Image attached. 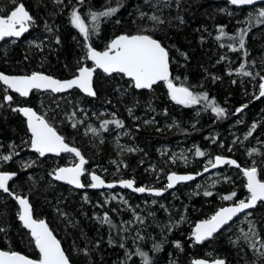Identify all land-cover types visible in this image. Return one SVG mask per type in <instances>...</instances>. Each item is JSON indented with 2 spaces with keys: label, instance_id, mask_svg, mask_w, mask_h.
<instances>
[{
  "label": "trees",
  "instance_id": "1",
  "mask_svg": "<svg viewBox=\"0 0 264 264\" xmlns=\"http://www.w3.org/2000/svg\"><path fill=\"white\" fill-rule=\"evenodd\" d=\"M19 1L33 11V0ZM68 1H70L68 6L63 10L61 9L59 13V9L53 8V6L46 8L43 4L36 14L32 12L38 17V19L36 17L37 26L33 30L41 29V34L49 37L52 50L27 49L26 46L22 45L23 40L4 41L0 45V71L10 74H29L34 70H39L50 73L56 78L65 79L77 73L80 66L78 63L83 54L88 51L89 44L92 48H104L116 35L138 33L141 24H148V14L141 15L142 12L138 9V4L144 0ZM214 2L215 0H180L178 7L173 4L170 14L166 16L168 19L166 23L155 31L141 29L142 32L140 33L152 35L168 49L172 66V82L188 88L194 94L207 93L209 100H214L217 106L225 109V119L220 116V119L214 121L209 116V113L212 112L207 101L199 103L200 114L193 113L189 105L180 104V107L176 106V101L167 98L171 96L167 84L161 82L150 91L149 96L153 99L150 105L146 104L144 98L147 90H135L133 92L138 94L141 105H147V109L157 112L160 118L170 120L173 122V126L163 132L148 129L138 133V138L151 156L156 155L154 145L157 142H172L175 138L182 137L186 143H194L195 153L197 148L205 155L208 150H212L211 154L213 155H217V152L221 151L223 155L237 159L241 166H246L249 162L245 157L243 158L244 153L242 151L226 150L225 146L215 152L213 146H206L203 136L207 133L210 134L211 130L217 128L221 133L217 137L220 138L225 125L237 117L234 115L235 110L244 105L247 107H244L241 113L245 117L246 124L256 125L252 133L256 135L263 129L264 124L260 119L264 115V99H257L253 92L244 95L242 85L229 80V78H224V73L228 70V66L224 64L226 61H233V59L239 60L238 54L240 52L243 53L245 59L251 62L258 59L257 53L262 49L261 47L264 48V30H262L264 23H259L257 20H264V17H258V12L252 13V16L242 22L238 34L235 35L231 33L232 23L235 17L239 16L243 10H247L248 7L237 8L233 6L234 12L232 16H229L230 20L223 15H217V18L215 16L212 21L207 16H209L208 10ZM257 6L264 8V3ZM110 7L117 8L118 11L110 17H100L98 32L90 35V38L85 41L80 31L71 23L72 11L77 10L91 30L93 21L89 13L104 11ZM40 16L48 21H54L48 26L43 25V19ZM221 28L224 35H221ZM241 30L247 32L243 49L239 47ZM217 37H220L218 39L220 45L215 40ZM82 47L86 51L83 52ZM233 48L237 50L233 51ZM95 74L97 91L95 99L85 97L86 100H100L102 94L105 97H112V99L119 96L116 94V90L114 91L113 85L118 74L106 75L97 69H95ZM3 86L0 82V139H16L22 134L29 136L25 121L19 111H14L11 106L6 107V102L3 103L4 94L3 90L1 91ZM4 90L7 94L14 96L19 101L28 103L41 113L36 106L38 105L36 97L40 92L34 91L28 98H21L5 86ZM71 92L76 94L78 90ZM8 104L12 103L9 102ZM107 121L114 120L108 119ZM116 121L128 123L129 120L124 112L120 111ZM113 125L114 123H108L103 128L105 133L112 129ZM62 127L56 126L70 144L80 148L88 157L87 168H91L99 161H106L108 151L105 148L98 145L93 147L80 132L70 129L69 126ZM0 152H3L1 146ZM98 156L101 158L98 159ZM204 156L196 155L199 162L202 160L200 163L197 162L187 168L171 170L197 173L204 169L201 165ZM50 159L53 157L40 158V162L43 166L45 165L43 168L45 172H50ZM119 165L122 176L128 178L134 175L137 185L142 186L147 180L146 174L142 172L146 164L140 163L135 154L124 155L123 159L119 161ZM228 167L231 168L232 166ZM232 169L240 170V168L235 167ZM2 171L17 172L11 184L15 179L17 180L27 173L14 167H5ZM261 171L260 177L264 179V170L261 169ZM106 180L115 181L109 178ZM50 183L51 186H54V190L49 188L46 192H42L39 190L41 188L34 189V191H30L29 198L34 209V215L46 219L51 229L61 240L72 264H144V257L138 254V249L147 253L150 264H167L170 255L178 257L183 264H192L193 259L203 256L202 248L209 243L216 248L221 258L226 259L227 264H249L245 260L244 256L246 255H242V251L231 248L232 246L225 242L222 235L224 232L209 242L200 244L193 239L191 228L197 221L208 218L210 213L227 204L226 200H219V197L235 192L234 200L244 198L247 194L245 184H238L237 187L218 184L209 190H205L211 192V196H205L204 190H194L185 197H183L184 193L178 192L182 199H174L172 193L168 191L160 197L162 199L161 206L158 203L155 205L148 204L143 208L137 207L134 213L128 214L115 207L112 201L103 202L99 194L100 191L91 190L88 187L82 190L89 193L90 200L95 205L94 210H92L91 204L82 203L76 197L73 198L68 194V185L56 181ZM116 189L120 190V188ZM182 189L183 186L177 188L178 191ZM60 191H63L62 194ZM125 191L133 200L150 198L148 194ZM43 198L46 200L44 205L41 203ZM8 202L10 205L6 215L9 219L10 228L0 232V248L9 250V245L14 251L39 259V252L36 248L33 247L32 251L26 248L30 245L31 239L29 238V231L19 224L20 219L13 215L14 207H16L14 200L9 198ZM53 204H57L58 209L63 207L62 209L73 216V226L69 227V231L65 232L56 223L53 216V206H55ZM105 216L111 223L105 221ZM133 224L139 229L136 230V228L131 227ZM157 245L159 247H156Z\"/></svg>",
  "mask_w": 264,
  "mask_h": 264
},
{
  "label": "rangeland",
  "instance_id": "2",
  "mask_svg": "<svg viewBox=\"0 0 264 264\" xmlns=\"http://www.w3.org/2000/svg\"><path fill=\"white\" fill-rule=\"evenodd\" d=\"M179 1L180 0H144L142 3L138 4V9L141 10L143 15L148 14V24H141V29H152L154 31L158 29L167 22V14H170L173 4H175V7L179 6ZM21 3L23 4V2H20L19 0H15V3H13V0H0V15L10 14L11 11ZM32 3H34L33 11L27 8L32 14V22L30 23L29 32L21 39L23 40L22 45L31 50L38 48V50L41 51L43 49L51 51L53 47L49 37L47 35H42L40 31L41 29L33 30L37 26V16H35V14L37 13L38 9H40L41 4H43V6L46 8L53 6V8L55 7L59 9V13L61 9L63 10L66 6H68L70 1L33 0ZM260 9L262 8L256 5L255 7H248L247 10H243L239 16L235 17L232 23L231 33L235 35L238 34V29L241 27L242 22L252 16V13L254 14L259 12ZM233 12L234 8L229 0H215L208 10L209 16H207V18L213 21L215 16L217 18V15H223L228 17L230 20L229 16H232ZM152 16L158 17L159 20L153 21L151 19ZM40 18L43 19V16H40ZM81 18L83 19L82 15ZM53 21L51 22L47 19H43V25L48 26L53 23ZM141 29L136 34H142L140 33L142 32ZM210 29L212 30V28ZM262 30H264V27ZM215 40L218 41L217 38H215ZM16 41V39L10 40V42ZM219 43L220 42L218 41V44ZM107 45L108 43L104 47ZM261 48L262 49H260L256 55L258 59H256L254 62L245 59L243 57V53L240 52L238 54L240 57L239 60L233 59V61H226L224 64L228 66V70L224 73V78H229V80H233L235 83L242 85V92L244 95L247 93L249 94V92H253L256 97H259V84L264 82L261 80V77H264V48ZM82 51L84 52L86 50L82 47ZM242 64L244 65L243 72L240 71ZM78 65H80L79 67L84 65L95 67L94 64L88 61L87 52L83 54V57L80 59ZM36 71L39 70H34L31 73ZM244 72H250L252 75H244ZM113 85L114 91L116 90V94L119 95L113 99L112 97H105V95L102 94L100 100L89 101L85 99L87 96L83 95L79 90L76 94L74 92L62 94L42 92L36 97V102L38 104L36 106L41 111V114L48 118L50 121L49 123H53L54 125L60 127L69 126L70 129L76 130L83 134V136L87 138L89 144H91L93 147L95 145L102 146L106 149V151H108V157L106 161H99L92 165L90 168L91 172H98L105 179H124L125 177H123L121 174L119 161L123 159L124 155L135 154L140 163L146 164L142 169V172L146 174L145 176L147 177V180L142 186L148 188L153 187L156 189H167V184L169 183L167 179L168 175L172 172H176L171 169L187 168L188 166H192L199 162V159L196 158L194 143H186L182 137L177 139L175 138L172 142L160 141L154 145L156 155L151 156L140 143L138 133L145 132L148 129L154 130L156 132H163L171 129L173 122L168 119L160 118L157 112L147 109V105H141V102L138 99V94L133 92L137 90L134 87V82L126 78L123 74L118 73ZM2 90L4 94L3 103L6 102V107L9 105L13 109H17L18 106L28 104L26 102L17 100L10 94H7V92L4 90V86L1 87V91ZM150 91L151 90H147L144 94L146 104L148 105H150L151 101H153L151 96H149ZM5 96H11L12 100H5ZM167 98L170 99L171 96ZM259 98L264 99V97ZM9 102L12 104H8ZM175 105L180 107V104L177 102ZM189 107L193 113L200 114L201 107L199 104L189 105ZM239 108H243L244 110V107ZM237 109L234 112V115L237 117L225 125V129H223V134L220 136V138L217 136L221 133L217 128H215L211 130L212 132L210 134L207 133L203 136L204 140L206 141L205 144L206 146H213L215 152L218 149L224 148L225 146L226 150L242 151L244 153L243 158L245 157L249 162L245 167L250 168L255 166L260 176L262 173L261 169L264 170V127L256 135L252 133L250 136H248L247 134L249 131H252V124L247 125L245 122V117H243L241 113L243 110L237 112ZM120 111L124 112V115L129 120L128 123L122 122V127H118L114 123L112 129L105 133L103 128L106 126L102 127L103 123L108 119H113L116 121L118 112ZM225 114L226 113H224L221 117L224 118ZM209 116L212 117L214 121L220 119V117H218L214 112L209 113ZM260 121L264 124V115H262V119H260ZM92 129H95V131H92ZM30 141L31 136H27L26 134H22L16 139H0V146L3 148V152H0V157L8 155L12 156V159L8 161L0 159V170L2 171V169L5 167H14L17 170H21L22 172H27L23 177L18 178L17 180L15 179L12 184L9 183L8 187L11 193L13 192L17 195L26 196L31 202V199L29 198L30 191H34V189L38 188H41L39 190L42 192H46L49 188L54 190V186H51L50 182H54L52 176L55 173V170L62 165H75L77 158L72 154H66L61 157H53V159L49 160V163L51 164V166L49 165L50 168L48 167L50 172H45L43 169L45 165L43 166V164L40 162L39 154L31 151ZM254 149L255 151H253ZM211 152L212 150L206 151L204 161L201 164L204 169L210 165V160L214 162L216 156L223 155L221 151H218L217 155H213ZM100 158L101 156H98V159ZM15 173L17 175V172ZM128 178L134 179V175L129 176ZM88 181L89 182L85 184L86 187L91 183L90 178H88ZM246 182V178L241 170L235 171L232 169V167L229 168L228 166H225L223 168L214 170L199 179L179 185L183 186L181 191L177 190L179 187L178 186L169 192L172 193L174 199H182V197L179 196V193H184L183 197H185L186 195L189 196L194 190L205 191L207 189L209 190L211 187L217 186L218 184L233 185L237 187L238 184L246 185ZM61 192L63 191H60V193ZM67 192L73 198L76 197L80 202L87 203L88 205L91 204L90 208L94 210L95 205L91 202L90 195L87 191L76 190L69 187ZM167 192L168 191L165 193ZM99 194L102 197L101 199L103 202L109 203L112 201L115 207L121 211H125L128 214L130 212L134 213L137 207L143 208L148 204L155 205L157 203L160 205V202H162V199H160L161 196L157 197L153 195H149L150 198L148 199L140 198L138 200H133L128 195V193L122 189L103 190L100 191ZM248 196L249 193L247 192L246 196L242 199L247 200ZM9 198H12L9 193L0 191V232L10 228L9 219L6 215L9 211ZM218 199L224 200L222 197H219ZM238 201L239 200L233 199L227 201V204L238 203ZM14 203L16 204L15 200ZM41 203L42 205L46 204V200L43 198ZM53 205H55L53 206V216L56 223L65 232L69 231V227L73 226V216H71V214L65 209H62L63 207L58 209L57 204ZM15 206L16 207H14L13 215L19 218L20 208L17 204ZM217 210L218 209L210 213L208 217H211ZM37 217L42 218V216L39 215H37ZM19 224L22 226L20 220ZM135 226L136 225L134 224L131 225L133 228H136ZM194 226H191L192 230ZM138 229L139 227L136 228V230ZM223 232L224 233L222 235L225 242L230 244L232 246L231 248L242 251V255H246L244 257L247 263L264 264V254H262L264 253V203L238 217ZM252 232H255L256 235H252ZM246 235L248 237L247 239L245 238ZM29 238L31 239L30 245L26 248L29 251H32L33 247L36 248L35 241L30 236V234ZM8 248V251H14L9 247V245ZM202 253V257L209 259L220 257L219 252L210 243L202 248ZM167 264L183 263L178 257L170 255V259L168 260Z\"/></svg>",
  "mask_w": 264,
  "mask_h": 264
},
{
  "label": "snow or ice",
  "instance_id": "3",
  "mask_svg": "<svg viewBox=\"0 0 264 264\" xmlns=\"http://www.w3.org/2000/svg\"><path fill=\"white\" fill-rule=\"evenodd\" d=\"M13 3H15V0H13ZM230 3L232 5H252L255 3V0H230ZM117 11V8L110 7L104 11L90 12L89 15L93 21L90 30V26L81 18V15L76 10H73L71 13V23L79 29L85 41H87L90 35L98 32L100 17H110ZM258 17H264V8L259 10ZM151 19L153 21L159 20L156 16H152ZM31 22L32 17L22 3L16 6L10 14L0 15V40H3L5 37H20L28 30V25ZM257 22L264 23V20L258 19ZM220 31L221 35H224L222 28ZM246 35L247 32L241 30L239 34L240 49L245 47ZM217 39H220V37H217ZM232 50L236 51L237 49L233 48ZM87 58L94 62L95 68L80 67L78 69V75L70 80L61 81L39 72H33L31 75L24 76H7L0 73V81H3L8 88L13 89L24 97H27L33 89L62 92L73 87H78L88 95L95 96L96 93L92 87V78L95 69L100 68L108 74L113 72L124 74L132 79L137 89H150L158 81H164L170 91L171 98L177 103L182 105H195L201 103V101H207L211 111L216 113L218 117L223 116L225 112V109L217 106L214 100H209L207 93L194 94L188 88L183 86L177 87L172 82L169 76L168 51L162 46L160 41L154 39L151 35H119L107 45L104 51H97L89 44ZM243 69L244 65L242 64L240 71L243 72ZM243 74L248 76L252 75L250 72H244ZM261 80L264 81V77H261ZM259 89V97H264V82L259 84ZM259 97L256 98L258 99ZM5 100L11 101L12 97L5 96ZM243 107H247V105ZM242 110L243 108H238L237 112ZM14 111H20L27 117L28 128L31 132V148L38 152L40 156H44L45 153L59 154L61 152H68L74 153L76 157H79L78 164L73 167L59 168L54 175L57 180H64L77 187H84L80 182V177L85 171L84 165L86 161L80 151L65 143L64 138L58 135L56 129L50 126L42 116L37 115L32 108L25 107L14 109ZM108 123H115L118 127H122V122L115 120L105 121L102 127ZM255 128L256 125L253 124L252 131ZM92 131H95V129H92ZM252 131H249L247 135L250 136ZM196 155L202 157L205 153L197 148ZM0 159L8 161L12 159V156H3ZM209 164L212 168L225 164L240 167L237 161L221 156H216L214 162L210 160ZM204 171L207 172L208 168L206 167ZM242 171L247 178L246 188L249 193L247 201L241 199L233 206L222 207L209 219L196 224L193 233L196 242H202L206 238L212 237L214 233L222 226L228 224L238 213L243 212L245 209L253 208L257 202H264V179L258 178L257 168L252 166L250 168H244ZM15 175V173L0 172V189L4 192H9L8 182ZM91 179L93 183L90 186L93 188L101 187L105 183L94 173L91 175ZM167 179L169 181L167 188H172L176 183L192 180L194 177L192 175H177L176 173H171ZM120 183L128 188H133L134 181L125 180ZM107 187L111 188L113 185L108 184ZM134 190L141 193L155 191L157 195L161 194L159 190L146 189L144 187H137ZM204 195L211 196L212 193L205 191ZM235 196L236 193L232 192L230 195L223 196L222 199L230 201ZM15 198L22 209L19 213V219L26 228L30 229L35 246L39 250V259H32L15 251H0V264H69V259L62 250L60 241L49 230L47 223L44 220H36L33 218L28 199L20 196H16ZM105 221L111 223L107 216H105ZM252 235H256V233L252 232ZM245 238H248L247 235ZM156 247L159 246L157 245ZM137 251L140 256L144 257V264H150L147 253L141 252L139 249ZM193 264H207V262L204 260H196ZM213 264H225V261L215 260Z\"/></svg>",
  "mask_w": 264,
  "mask_h": 264
},
{
  "label": "water",
  "instance_id": "4",
  "mask_svg": "<svg viewBox=\"0 0 264 264\" xmlns=\"http://www.w3.org/2000/svg\"><path fill=\"white\" fill-rule=\"evenodd\" d=\"M229 2H230V0H229ZM262 3H264V0H255V3L254 4H252V5H233V6H235V7H237V8H243V7H253V6H256V5H259V4H262ZM24 5V4H23ZM24 7H25V9H26V11H28L29 12V14L31 15V17H32V14L30 13V11L27 9V7L24 5ZM14 10V9H13ZM29 30H30V24L28 25V30L26 31V32H24L20 37H5L3 40H0V44L2 43V42H4L5 40H7V39H11V38H15V39H17V40H19V39H22L28 32H29ZM134 34H136V33H134ZM134 34H128V35H134ZM142 34H146V33H142ZM120 35H122V34H120ZM146 35H150V34H146ZM117 36H119V35H116L114 38H112V40L113 39H115ZM152 36V35H151ZM153 37V36H152ZM154 39H156V40H158V41H160L159 39H157V38H155V37H153ZM111 40V41H112ZM110 41V42H111ZM109 42V43H110ZM160 43L162 44V46H164L163 45V43L160 41ZM165 47V46H164ZM166 48V47H165ZM94 49H96L97 51H104L105 49H106V47L105 48H103V49H97V48H94ZM166 50L168 51V49L166 48ZM168 54H169V51H168ZM88 59V58H87ZM89 60V62L90 63H92V64H94V62L92 61V60H90V59H88ZM86 67H89V68H95V67H90V66H88V65H85ZM85 66H82V67H85ZM94 66H95V64H94ZM96 69H98V70H100L101 72H103L104 74H106V75H113V74H115L116 72H113V73H111V74H108V73H105L104 71H103V69H100V68H96ZM0 73H2V74H4V75H7V76H24V75H31V74H7V73H4V72H0ZM39 73H42V74H44V75H47V76H50V77H53L54 79H58V80H61V81H64V80H70V79H73L76 75H78V71H77V73L74 75V76H71V77H68V78H65V79H59V78H56V77H54L52 74H50V73H46V72H39ZM119 74H122V73H119ZM124 75V74H123ZM125 76V75H124ZM169 76H170V79H172V66H171V61H170V55H169ZM126 78H128V79H130V80H132L131 78H129V77H127V76H125ZM161 82H164V81H158L156 84H154L150 89H138V90H152V88L154 87V86H156L157 84H159V83H161ZM1 83L2 84H4L3 83V81H1ZM177 87H181V85L180 84H177V83H174ZM5 85V84H4ZM7 86V85H6ZM92 87H93V90L95 91V93H96V89H95V71H94V73H93V78H92ZM135 87V86H134ZM184 87V86H183ZM168 88V87H167ZM10 89V88H9ZM137 89V88H136ZM12 92H14V93H17V92H15L13 89H10ZM33 90H37V89H33ZM32 90V91H33ZM73 90H79L83 95H85V96H88V97H94V96H91V95H88L87 93H85L84 91H82L80 88H78V87H73L72 89H68V90H65V91H62V92H53V91H51V90H43V89H40L39 91H41V92H51V93H55V94H57V93H67V92H70V91H73ZM169 90V89H168ZM31 91V92H32ZM190 91V90H189ZM31 92L29 93V95L27 96V97H29L30 96V94H31ZM170 92V91H169ZM18 95H20L19 93H17ZM21 96V95H20ZM21 97H24V96H21ZM25 107H29V108H32L36 113H37V115H39V116H42L41 114H39L33 107H30V106H27V105H22V106H19V108H25ZM18 108V109H19ZM19 113L21 114V116L25 119V122H26V127H27V130H28V132H29V134L31 135V132H30V130H29V128H28V123H27V117L26 116H24V114L22 113V112H20L19 111ZM47 122H48V120H47V118L46 117H44V116H42ZM48 124L50 125V126H52L49 122H48ZM52 127H54V126H52ZM55 128V127H54ZM56 129V128H55ZM56 131H57V133H58V135H60V136H62L63 138H64V136L56 129ZM64 141H65V143H67L66 142V140H65V138H64ZM70 147H74V148H76V149H78L79 151H80V149L78 148V147H76V146H74V145H71V144H69V143H67ZM31 151H33V152H36L34 149H32L31 148ZM36 153H38V152H36ZM80 153H81V155L84 157V159H85V161H86V163H85V165H87L88 164V159L82 154V152L80 151ZM39 154V153H38ZM64 154H72V155H74L75 156V154L74 153H68V152H61V153H59V154H56V153H45V155L44 156H40V154H39V156L40 157H47V156H54V157H59V156H62V155H64ZM218 156H221V157H225V158H228V159H233V160H235V161H237V163L240 165V163H239V161L237 160V159H235V158H233V157H229V156H224V155H218ZM76 157V156H75ZM77 158V163L76 164H78L79 163V157H76ZM75 164V165H76ZM75 165H68V166H62V167H73V166H75ZM85 165H84V167H85ZM225 166H232V167H235V168H238V167H236V166H234V165H227V164H225V165H219V166H217L216 168H212L211 167V165L210 166H208L207 168H208V171L207 172H205L204 170H202V172H200V173H198V174H194V175H192V174H179V173H176L177 175H192L193 177H194V179L196 178V177H200V176H204V175H206V174H208V173H210V172H212V171H214V170H217V169H220V168H223V167H225ZM62 167H60V168H62ZM240 170L242 171V169H244V168H247V167H245V166H241L240 165ZM0 172H2V171H0ZM243 172V171H242ZM95 174V175H97V176H99L105 183H104V185L103 186H101V187H97V188H93V187H91V186H89V188H91V189H93V190H106V189H109V190H112V189H116V188H121V189H123V190H130V191H133V192H135V193H137V194H143V193H146V194H148V195H155V196H158V197H160V196H162L164 193H165V190H163V189H152V190H159L160 192H161V194L160 195H157L156 194V192L155 191H145V192H136L134 189L135 188H137V186L135 185V181L132 179V178H128V179H122V180H119V181H108V180H106L102 175H100L98 172H91L90 174H89V178H90V184L89 185H91L92 183H93V181H92V179H91V175L92 174ZM173 173H175V172H173ZM171 174V173H170ZM169 174V175H170ZM85 175V171H84V173L81 175V177H80V182H81V184H83L84 185V187H77L76 185H74V184H69L67 181H64V180H57L56 178H55V175H53V180L54 181H56V182H59V183H62V184H65V185H68V186H71V187H73L74 189H76V190H82L83 188H85V184H84V181H83V176ZM14 177V176H13ZM13 177H12V179H13ZM246 178V177H245ZM258 178H260V176H259V174H258ZM11 179V180H12ZM194 179H192V180H194ZM261 179V178H260ZM11 180L8 182V185H9V183L11 182ZM125 180H132V181H134V184H133V188H128V187H126V186H124L123 184H121L120 182L121 181H125ZM192 180H188V181H182V182H178V183H176L172 188H168V191H171L172 189H174L178 184H181V183H187V182H191ZM246 181H247V178H246ZM169 182V181H168ZM108 184H112L113 185V187H111V188H109V187H107V185ZM246 184H247V182H246ZM246 190H247V188H246ZM247 192H248V190H247ZM9 193H10V191H9ZM10 195H11V197L15 200V202H16V204L19 206V208H20V212L22 211V209H21V206H20V204H19V202L16 200V196H20V197H22V198H27L26 196H22V195H17L16 193H10ZM28 199V198H27ZM28 201H29V199H28ZM245 201H247V200H245ZM261 202H257V204H256V206L257 205H259ZM29 204H30V207H31V210H32V216H33V218L34 219H36V220H44L46 223H47V225H48V227H49V230L53 233V235L57 238V240H59L60 241V245H61V248H62V250L64 251V253H65V255L68 257V255H67V253H66V251H65V249H64V247H63V245H62V242H61V240L59 239V237L54 233V231L51 229V227L49 226V224H48V222L44 219V218H38V217H36L35 215H34V212H33V208H32V204H31V202L29 201ZM234 204H236V203H234ZM234 204H226V205H224V206H222V207H229V206H233ZM256 206H254L253 208H249V209H245L243 212H241V213H238L235 217H233V219L231 220V221H229L228 222V224H226V225H224V226H222L216 233H214L213 234V236L212 237H209V238H206L205 240H203L202 242H197V243H200V244H202V243H207V242H209L210 240H212L214 237H216L218 234H220L224 229H226L233 221H235L238 217H240L241 215H243L244 213H246V212H248V211H251L252 209H254ZM222 207H220V208H222ZM219 208V209H220ZM218 209V210H219ZM217 210V211H218ZM216 211V212H217ZM215 212V213H216ZM214 213V214H215ZM213 214V215H214ZM212 215V216H213ZM210 217H208V218H205V219H201V220H199V221H197L196 222V224H198L199 222H201V221H203V220H206V219H209ZM20 222H21V224L23 225V222L20 220ZM196 224H195V226H196ZM24 226V225H23ZM195 226H194V228H193V233H194V231H195ZM25 227V226H24ZM26 228V227H25ZM28 231H29V233H30V236H31V232H30V229H28V228H26ZM32 237V236H31ZM194 237V236H193ZM33 238V237H32ZM34 239V238H33ZM195 239V238H194ZM36 247V246H35ZM37 249V248H36ZM38 250V249H37ZM0 251H8V250H5V249H2V248H0ZM15 252H19V251H15ZM38 252H39V250H38ZM20 254H22V255H25V256H28V255H26V254H24V253H22V252H19ZM29 258H32V259H37V258H33V257H31V256H28ZM69 259V258H68ZM196 260H204V261H206L207 262V264H213V262L215 261V260H224V259H221V258H213V259H209V258H205V257H197V258H195V259H193L192 260V264H193V262L194 261H196ZM225 261V264H226V260H224ZM69 264H72V262L69 260Z\"/></svg>",
  "mask_w": 264,
  "mask_h": 264
},
{
  "label": "flooded vegetation",
  "instance_id": "5",
  "mask_svg": "<svg viewBox=\"0 0 264 264\" xmlns=\"http://www.w3.org/2000/svg\"><path fill=\"white\" fill-rule=\"evenodd\" d=\"M12 39H15V38H12ZM12 39H7V40H12ZM7 40H5V41H7ZM17 40V39H16ZM21 40V39H20ZM18 41V40H17ZM3 43V42H2ZM1 43V44H2ZM109 44V43H108ZM107 47V46H106ZM105 48V47H104ZM101 49H103V48H101ZM89 61V60H88ZM85 66V65H84ZM80 68V67H79ZM78 68V69H79ZM98 70V69H97ZM78 71V70H77ZM100 71V70H99ZM5 73V72H4ZM104 74V73H103ZM118 74V73H117ZM95 79H96V74H95ZM1 82V81H0ZM4 85V84H3ZM5 86V88H8L6 85H4ZM9 89V88H8ZM95 89H96V87H95ZM138 90V89H137ZM9 91H11L10 89H9ZM34 91H38V92H40V93H42L41 91H39V90H33L32 92H34ZM12 92V91H11ZM31 92V93H32ZM71 92V91H70ZM97 92V91H96ZM12 93H14V92H12ZM43 93H46V92H43ZM51 93V92H50ZM170 93V92H169ZM15 94H17V93H15ZM53 94H55V93H53ZM57 94H62V93H57ZM18 95V94H17ZM31 95V94H30ZM20 96V95H19ZM96 96V95H95ZM94 96V97H95ZM21 97V96H20ZM88 97V96H87ZM21 98H28V97H21ZM23 105H25V104H23ZM27 106H30V105H28V104H26ZM19 108V106L17 107V109ZM37 111V110H36ZM38 112V111H37ZM39 114H41L40 112H38ZM42 115V114H41ZM42 116H44V115H42ZM45 117V116H44ZM24 119V118H23ZM47 120H48V118H47ZM24 121H25V119H24ZM48 122H50L49 120H48ZM25 124H26V122H25ZM51 124V123H50ZM52 126H54L53 124H51ZM55 128H56V126H54ZM27 128V127H26ZM57 129V128H56ZM58 130V129H57ZM28 131V130H27ZM29 133V132H28ZM62 134V133H61ZM30 135V134H29ZM63 135V134H62ZM31 136V135H30ZM64 136V135H63ZM65 138V137H64ZM65 140H66V138H65ZM66 142L67 143H69L67 140H66ZM70 144V143H69ZM72 145V144H71ZM75 146V145H74ZM77 147V146H76ZM80 149V148H79ZM81 151V150H80ZM82 152V151H81ZM82 154L84 155V153L82 152ZM64 155H66V154H64ZM63 156V155H62ZM85 156V155H84ZM52 157H54V156H52ZM59 157H61V156H59ZM40 158H42V157H40ZM44 158H46V157H44ZM87 158V157H86ZM43 159V158H42ZM88 159V158H87ZM89 164V163H88ZM88 164L87 165H85V167H84V169H85V175L83 176V181H84V184H86L87 182H88V178H89V174L91 173V169L90 168H87L88 167ZM62 166H64V165H62ZM61 167V166H60ZM11 183V182H10ZM9 186V185H8ZM10 191V190H9ZM6 193H9V192H6ZM11 193V192H10ZM9 193V194H10ZM13 199V198H12ZM226 205V204H225ZM231 225V224H230ZM225 230V229H224ZM223 230V231H224ZM222 231V232H223ZM219 235V234H218ZM217 235V236H218Z\"/></svg>",
  "mask_w": 264,
  "mask_h": 264
},
{
  "label": "bare ground",
  "instance_id": "6",
  "mask_svg": "<svg viewBox=\"0 0 264 264\" xmlns=\"http://www.w3.org/2000/svg\"><path fill=\"white\" fill-rule=\"evenodd\" d=\"M1 72V71H0ZM36 72H43V71H36ZM47 73V72H46ZM7 74H10V73H7ZM29 74H32V73H29ZM30 107H32V106H30ZM34 108V107H33ZM35 109V108H34ZM36 110V109H35ZM229 157H231V156H229ZM42 158H44V157H42ZM234 158V157H233ZM89 163V162H88ZM210 166V165H209ZM62 167V166H61ZM208 167V166H207ZM60 168V167H59ZM58 168V169H59ZM57 170V169H56ZM56 170H55V172H56ZM204 170V169H203ZM1 171V170H0ZM2 172H6V171H2ZM200 172H202V171H199V172H197V173H193V172H175V173H179V174H192V175H194V174H198V173H200ZM8 173H15V172H8ZM173 173V172H172ZM16 174V173H15ZM55 174V173H54ZM53 174V175H54ZM101 175V174H100ZM207 175V174H206ZM16 176V175H15ZM15 176L13 177V179L15 178ZM205 176V175H204ZM201 177H203V176H200V177H196L194 180H196V179H198V178H201ZM52 178H53V176H52ZM12 179V180H13ZM125 179H128V178H125ZM11 180V181H12ZM122 180V179H121ZM134 180V179H133ZM193 180V181H194ZM108 181H110V180H108ZM115 181H119V180H115ZM135 181V180H134ZM187 183H189V182H187ZM182 184H186V183H181V184H178L176 187H178L179 185H182ZM135 185L137 186V187H144V186H139V185H137L136 184V181H135ZM89 186L90 185H88L87 187L89 188ZM69 187H71V186H69ZM175 187V188H176ZM73 188V187H72ZM85 188H86V185H85ZM85 188H83V189H85ZM144 188H146V189H156V188H153V187H151V188H148V187H144ZM82 189V190H83ZM89 189H91V188H89ZM121 189V188H120ZM0 190H2V189H0ZM91 190H93V189H91ZM106 190H109V189H106ZM112 190H114V189H112ZM123 190V189H122ZM163 190H165V192L166 191H168V188L167 189H163ZM173 190V189H172ZM3 191V190H2ZM96 191H103V190H96ZM127 191H130V190H127ZM130 192H133V191H130ZM13 193V192H12ZM133 193H135V192H133ZM137 194V193H136ZM143 194H146V193H143ZM155 196V195H154ZM158 197V196H157ZM262 203V202H261ZM258 206V205H257ZM256 206V207H257ZM255 207V208H256ZM32 208H33V206H32ZM254 208V209H255ZM34 212V211H33ZM37 217V216H36ZM218 258H221V257H218ZM221 259H224V260H226L225 258H221ZM226 264H227V262H226Z\"/></svg>",
  "mask_w": 264,
  "mask_h": 264
}]
</instances>
